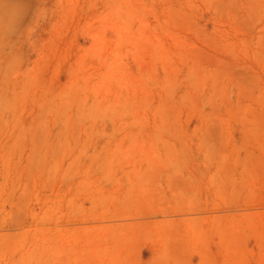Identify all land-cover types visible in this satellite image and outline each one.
I'll return each instance as SVG.
<instances>
[{
  "label": "rangeland",
  "instance_id": "obj_1",
  "mask_svg": "<svg viewBox=\"0 0 264 264\" xmlns=\"http://www.w3.org/2000/svg\"><path fill=\"white\" fill-rule=\"evenodd\" d=\"M58 1L0 30V264H264V0Z\"/></svg>",
  "mask_w": 264,
  "mask_h": 264
},
{
  "label": "bare ground",
  "instance_id": "obj_2",
  "mask_svg": "<svg viewBox=\"0 0 264 264\" xmlns=\"http://www.w3.org/2000/svg\"><path fill=\"white\" fill-rule=\"evenodd\" d=\"M58 2V0H39V3H33L31 0L21 4L20 0H0V30L5 29L7 32L9 26L15 30L21 24L20 19L24 17L30 8L34 7L35 3L44 5L47 8L48 15L54 7L57 8ZM109 14L111 17L110 12ZM9 22L12 23L9 24Z\"/></svg>",
  "mask_w": 264,
  "mask_h": 264
}]
</instances>
